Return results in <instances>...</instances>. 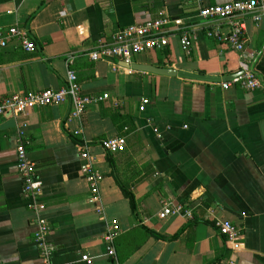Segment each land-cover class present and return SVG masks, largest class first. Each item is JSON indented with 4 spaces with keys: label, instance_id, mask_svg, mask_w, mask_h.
Masks as SVG:
<instances>
[{
    "label": "crops",
    "instance_id": "1",
    "mask_svg": "<svg viewBox=\"0 0 264 264\" xmlns=\"http://www.w3.org/2000/svg\"><path fill=\"white\" fill-rule=\"evenodd\" d=\"M235 1L242 0H0V30L24 27L36 46L28 52L11 41L0 48V97L60 90L70 67L85 95H109L81 118L72 116L71 99L36 107L26 118L0 117V264H44L36 215L17 172L21 140L43 183L47 241L56 248L49 264H112L110 246L120 264H264V90L225 89L222 82L89 57L120 29L166 11L194 31L191 50L185 52L180 32L171 30L165 48L138 54L133 64L222 77L252 67L264 80V13L258 22L246 17L243 53L206 37L199 11ZM222 27L229 31L227 23ZM117 136L126 138L123 151L102 148L101 140ZM81 145L104 175V214L90 200ZM199 202L241 228L238 247L227 243L205 210L193 221L180 214L158 217L165 203ZM114 222L121 232L110 244L104 237Z\"/></svg>",
    "mask_w": 264,
    "mask_h": 264
},
{
    "label": "built area",
    "instance_id": "2",
    "mask_svg": "<svg viewBox=\"0 0 264 264\" xmlns=\"http://www.w3.org/2000/svg\"><path fill=\"white\" fill-rule=\"evenodd\" d=\"M264 7L258 0H242L202 8L199 16L206 22V37L228 44L230 48L243 53L245 48L246 17H251L255 22L262 18ZM223 22L229 25V31L224 32ZM175 28V29H174ZM177 30L180 32V44L185 52H189L194 44V31L184 28V20L172 18L166 11H161L152 20L142 24L131 25L116 32L112 41L102 43L93 50L89 57L92 61H102L106 59H116L124 63L132 64L135 56L141 53L161 50L169 44V32ZM18 41L23 50L33 52L36 48L35 42L31 39L28 30L19 25L11 26L5 30H0V48L8 46L9 42ZM68 63L72 64V57L69 56ZM66 86L60 90L51 88L13 93L0 97V117L13 116L16 118H26L30 111L36 107H45L64 103L68 99L72 100V116L81 118L87 111L90 104L97 100L107 99L108 94L99 98L85 95L81 91L76 72L70 67L67 71ZM233 84H238L244 90H264V80L256 74L254 68H248L243 74L235 76L232 80L222 82L223 88H229ZM148 100H144L141 110L145 109ZM27 121H21L25 125ZM102 148L108 152L115 153L126 148V138L117 136L100 141ZM80 159L84 162L81 172L89 185L90 200L94 202L95 209L99 214H104L102 198L100 196V185L104 175L94 167L88 146H79ZM17 172L22 180V194L29 197L31 202L29 208L36 215L37 231L35 233L36 243L41 246V259L44 264L50 263V258L56 248L47 241V236L51 232L50 223L46 217V205L40 201L43 183L36 177V166L27 156L24 142L21 140L17 147ZM205 210L218 232L224 237L228 244L238 247V241L242 236L241 228L233 222L220 217L213 207H206L199 202L195 205L169 204L165 203L164 208L158 213L160 219H165L174 214L185 216L193 221L202 216ZM121 232V227L114 222L105 234V241L113 244ZM108 255L112 258V264H120L113 246L108 249ZM82 259L91 262L89 256H82Z\"/></svg>",
    "mask_w": 264,
    "mask_h": 264
},
{
    "label": "water",
    "instance_id": "3",
    "mask_svg": "<svg viewBox=\"0 0 264 264\" xmlns=\"http://www.w3.org/2000/svg\"><path fill=\"white\" fill-rule=\"evenodd\" d=\"M121 65L123 67L135 70V71H141V72H150L154 74L159 75H167V76H179L181 78L190 79V80H197V81H204V82H211V83H221V82H227L232 80L235 76H210L205 74H199V73H190L185 71H176L173 69H167V68H159L155 67L153 65H143V64H128L122 62Z\"/></svg>",
    "mask_w": 264,
    "mask_h": 264
},
{
    "label": "trees",
    "instance_id": "4",
    "mask_svg": "<svg viewBox=\"0 0 264 264\" xmlns=\"http://www.w3.org/2000/svg\"><path fill=\"white\" fill-rule=\"evenodd\" d=\"M123 191H124V194L126 195V197H128L130 199V201L132 202V204H134V196H133L132 192L126 187H123ZM156 235L161 237L158 234H156ZM173 237H175V236H173ZM163 238H166V237L164 236Z\"/></svg>",
    "mask_w": 264,
    "mask_h": 264
}]
</instances>
